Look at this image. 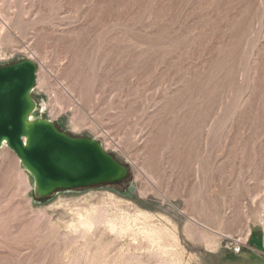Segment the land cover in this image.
<instances>
[{"label": "rangeland", "instance_id": "374dc122", "mask_svg": "<svg viewBox=\"0 0 264 264\" xmlns=\"http://www.w3.org/2000/svg\"><path fill=\"white\" fill-rule=\"evenodd\" d=\"M10 55L130 174L37 200L1 149L0 264H264V0H0Z\"/></svg>", "mask_w": 264, "mask_h": 264}, {"label": "water", "instance_id": "95a60500", "mask_svg": "<svg viewBox=\"0 0 264 264\" xmlns=\"http://www.w3.org/2000/svg\"><path fill=\"white\" fill-rule=\"evenodd\" d=\"M37 64L21 58L0 65V150L10 149L32 179L37 200L60 192L115 187L129 178V167L95 138L76 137L36 116L32 94Z\"/></svg>", "mask_w": 264, "mask_h": 264}, {"label": "bare ground", "instance_id": "6f19581e", "mask_svg": "<svg viewBox=\"0 0 264 264\" xmlns=\"http://www.w3.org/2000/svg\"><path fill=\"white\" fill-rule=\"evenodd\" d=\"M3 58L4 57H2V58H0V60H3ZM43 112V111H42ZM6 147H2V149H5ZM145 213H143V215H144ZM138 215V214H137ZM147 215V214H146ZM130 216V215H129ZM137 217V216H136ZM135 218V217H134ZM140 218V217H139ZM129 219V218H128ZM90 221V220H89ZM92 221V220H91ZM86 222V221H85ZM127 222V221H126ZM125 222V223H126ZM139 222V221H138ZM142 222H144V221H142ZM135 223L136 222H134V224L133 225H135ZM147 223H148V221H147ZM146 223V224H147ZM152 223V222H151ZM87 224V223H86ZM109 224V223H108ZM110 224H112V223H110ZM154 224V223H153ZM88 225V224H87ZM91 225V224H90ZM125 225H127V224H125ZM124 225V226H125ZM128 225H130V223L128 224ZM143 225V224H142ZM150 225V224H149ZM162 225V224H161ZM146 226V225H145ZM159 226V225H158ZM127 227V226H126ZM132 227V226H131ZM143 227H144V225H143ZM111 228H112V226H111ZM110 228V229H111ZM121 228V227H120ZM122 229V228H121ZM125 229V228H124ZM129 229V228H128ZM144 229V228H143ZM120 230V229H119ZM130 230V229H129ZM138 230V229H137ZM141 229H139V231H140ZM146 235L148 236V239L150 240H152V242L153 241H155V240H157L158 239V241H159V239L161 238V236H164V235H166L167 234V230L166 231H163V230H161V229H158V228H147L146 227ZM113 231H114V229H113ZM124 231V230H123ZM126 231V230H125ZM142 232V231H141ZM174 232V231H173ZM125 233V232H124ZM141 234V233H140ZM174 234V233H173ZM176 234V233H175ZM146 237V236H145ZM172 237V236H171ZM176 237V236H175ZM144 238V237H143ZM176 239V238H175ZM167 240H169V239H167ZM172 241H173V238H172ZM157 242V241H156ZM161 242V241H160ZM174 242H175V240H174ZM173 242V243H174ZM152 244V243H151ZM160 244V243H159ZM175 244V243H174ZM178 245V244H177ZM156 246V245H155ZM169 246V245H168ZM172 246V245H171ZM170 246V247H171ZM170 247H167V248H170ZM173 247V246H172ZM175 247V246H174ZM158 248H161L160 246L158 247ZM162 249H164V247L162 246ZM171 249V248H170ZM169 249V250H170ZM182 249V248H181ZM173 250V249H172ZM175 251V250H174ZM170 252V251H169ZM163 253V252H162ZM171 254H172V252H170ZM163 254H165V253H163ZM185 254V253H184ZM169 255V254H168ZM175 255H176V253H175ZM175 257V256H174ZM180 257H182V256H180ZM170 258H172L171 256H170ZM176 259V258H175ZM177 260V259H176ZM173 262H174V260H173ZM172 262V263H173ZM178 263V262H177ZM180 263V262H179ZM174 264H176V263H174ZM181 264H183L182 262H181Z\"/></svg>", "mask_w": 264, "mask_h": 264}, {"label": "built area", "instance_id": "2783aa9c", "mask_svg": "<svg viewBox=\"0 0 264 264\" xmlns=\"http://www.w3.org/2000/svg\"><path fill=\"white\" fill-rule=\"evenodd\" d=\"M14 55H10V56H8V57H4V58H6L5 60H0L1 62H3V61H7V60H9L10 58H12ZM26 58H28V59H30V60H32V58L31 57H26ZM42 110V109H41Z\"/></svg>", "mask_w": 264, "mask_h": 264}]
</instances>
